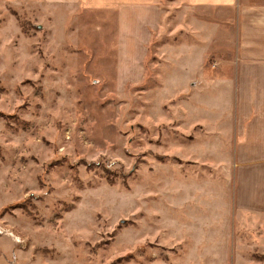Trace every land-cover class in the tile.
I'll return each instance as SVG.
<instances>
[{"label": "rangeland", "instance_id": "rangeland-1", "mask_svg": "<svg viewBox=\"0 0 264 264\" xmlns=\"http://www.w3.org/2000/svg\"><path fill=\"white\" fill-rule=\"evenodd\" d=\"M65 13L0 0V264H264V215L253 225L221 160L239 145L188 133L200 76H117L114 34ZM234 77L204 83L200 118L221 104L231 119Z\"/></svg>", "mask_w": 264, "mask_h": 264}, {"label": "crops", "instance_id": "crops-1", "mask_svg": "<svg viewBox=\"0 0 264 264\" xmlns=\"http://www.w3.org/2000/svg\"><path fill=\"white\" fill-rule=\"evenodd\" d=\"M45 2L66 11L67 19L70 10L77 11V14L81 12L83 18L90 17L75 22L76 26H81V32L114 34L109 39L111 45L105 40V47L115 51L117 76H164L169 65L174 68L173 76L176 73L200 76V85L189 90L192 94L185 108L188 133L194 125L200 124L203 129L210 127L219 143L234 140L239 145L237 155L221 160L228 169L225 174L234 175L233 187L237 193L239 191L236 203L239 202L245 209L244 213H247L246 210L259 212L257 217L252 216V223L260 224V215H264V0ZM233 19L236 21L233 30L236 56L234 61L229 62L231 59L226 53L227 25ZM166 29H170L169 39L172 42L161 44ZM212 52L215 53V63L207 67V58ZM232 66L233 74L230 71ZM206 67L215 73L207 74ZM212 76L216 78L212 79ZM229 76H235L228 83L233 85L231 98L236 103L231 119L226 115L227 108L223 109L221 104L218 109L209 105L212 114L221 111L219 117L205 114L200 118L199 113L207 106L198 109L201 104L199 99L204 95V83L213 82L211 87L215 89L220 79L226 81ZM236 218L238 220L239 216Z\"/></svg>", "mask_w": 264, "mask_h": 264}]
</instances>
